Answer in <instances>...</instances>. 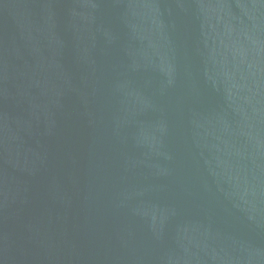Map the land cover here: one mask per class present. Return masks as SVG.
<instances>
[{"label":"water","instance_id":"obj_1","mask_svg":"<svg viewBox=\"0 0 264 264\" xmlns=\"http://www.w3.org/2000/svg\"><path fill=\"white\" fill-rule=\"evenodd\" d=\"M0 264H264V0H0Z\"/></svg>","mask_w":264,"mask_h":264}]
</instances>
